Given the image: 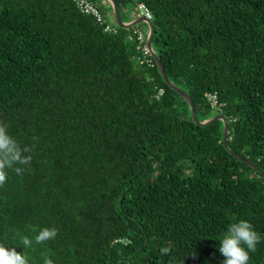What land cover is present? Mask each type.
<instances>
[{
	"label": "trees",
	"instance_id": "1",
	"mask_svg": "<svg viewBox=\"0 0 264 264\" xmlns=\"http://www.w3.org/2000/svg\"><path fill=\"white\" fill-rule=\"evenodd\" d=\"M139 3L197 118L216 92L228 146L262 172L227 151L220 120H191L153 58L136 61L144 22L107 33L71 0H0V121L33 147L0 186V243L30 264H221L229 224L264 237V0ZM45 226L56 238L25 250ZM249 255L264 264V239Z\"/></svg>",
	"mask_w": 264,
	"mask_h": 264
},
{
	"label": "clouds",
	"instance_id": "2",
	"mask_svg": "<svg viewBox=\"0 0 264 264\" xmlns=\"http://www.w3.org/2000/svg\"><path fill=\"white\" fill-rule=\"evenodd\" d=\"M71 1L78 8L75 0H71ZM87 1L91 2L92 0H87ZM103 1H107L109 4V8H110L109 22H107L105 20L102 13L98 9L97 10L101 16L102 22H99L94 15H92L90 13H87V14L94 17L95 21L98 24L103 25V31L104 32L114 33L119 26L117 25V23H115L114 18H113V10L114 9H113L112 1L111 0H103ZM128 1L132 2L134 0H128ZM140 4H142V3H139V5ZM117 5H118V3H117ZM139 5L136 6L137 15L135 17H133L131 21H134L135 19H137L140 16L146 17L140 12V10L138 12V9H139L138 6ZM118 10H119V7H118ZM79 11L82 12L80 9H79ZM119 14H120V11H119ZM147 19L150 20V18H147ZM131 21H124L122 19L123 23H127V22L130 23ZM143 22L147 25L148 31H149V26H148L147 22L146 21H143ZM107 25H109V27L112 30H106ZM133 26H135V25H133ZM132 27H130V28H132ZM146 47H147V45H146ZM147 50H148V48H147ZM148 52H149V50H148ZM138 53L139 52L137 51V54ZM149 54H150V52H149ZM149 56L152 58L151 54ZM141 65H144V64H141ZM218 104H219L218 108L210 106L213 109V113H212L211 117L218 115V114H222L224 116V114L222 112V106L223 105L220 102H218ZM210 118H208V119H210ZM32 150H33V147L28 146V145H25L22 147L18 143L16 138H14L9 133L8 125L5 124L4 122L0 121V186H3L7 180V171H6L7 169L14 170L16 172V174H18V175L23 174V172L25 171V168L21 167V166L30 165L31 160H32V155H30V153L32 152ZM33 230L36 231V229H33ZM57 235H58V231L56 228H54V227L49 228V227L45 226V227H42L38 230V232L34 238H29L27 236L21 237V243L20 244H22L26 250V249L33 247V239L35 241V244H44L45 242H47L49 240L55 239ZM262 239H264V237H262L261 234L255 230L253 224L247 219H239L237 222H233V223L229 224L227 231L224 232L222 234V237L219 239V241H220L219 251H220L221 255L225 258L221 262V264H248L249 259H250L249 253L256 251L257 245L262 241ZM24 252L23 253L18 252L16 250V247L10 248L9 246H6L5 244L0 243V264H30V261H29L28 257L24 254ZM160 252H161V255H167L170 252V248L169 247H162L160 249ZM43 264H55V262L51 258L50 255L44 254Z\"/></svg>",
	"mask_w": 264,
	"mask_h": 264
},
{
	"label": "water",
	"instance_id": "3",
	"mask_svg": "<svg viewBox=\"0 0 264 264\" xmlns=\"http://www.w3.org/2000/svg\"><path fill=\"white\" fill-rule=\"evenodd\" d=\"M112 4H113V18L115 23H117V25L121 28H125L128 29L130 27H132L133 25H136L137 23L146 21L148 26H149V31L147 34V39H146V45L147 48L152 56V58L154 59L156 66L163 78V80L165 81V83L173 90H175L176 92L180 93L181 96L186 100V102L188 103L189 106V110H190V116H191V120L193 122H195L196 124L199 125H208L211 122H213L214 120H221L223 123V131H222V143L224 145V147L227 149V151L232 154L233 156H235L236 158H238L239 160L249 164L252 168L256 169L258 172H262V170L254 163L250 162L249 160H247L246 158L238 155L236 152H234L227 144V133H228V125H227V120L226 118L222 115V114H218L215 116H212L210 119H206L203 121H199L197 119V115H196V111H195V106L194 103L190 97V95L188 93H186L184 90H182L181 88H179L177 85H175L167 76L163 64L161 62V59L159 58V56L156 54V51L153 49L152 47V39H153V35H154V26L151 22V20L147 19L146 17L140 16L137 19H135L134 21H131L130 23H123L122 19L120 17L119 14V10H118V5L116 0H111Z\"/></svg>",
	"mask_w": 264,
	"mask_h": 264
},
{
	"label": "built area",
	"instance_id": "4",
	"mask_svg": "<svg viewBox=\"0 0 264 264\" xmlns=\"http://www.w3.org/2000/svg\"><path fill=\"white\" fill-rule=\"evenodd\" d=\"M78 8L85 13H90L92 15H94L97 20L99 22H102L101 16L97 10L96 7L93 6V4L90 1L87 0H75ZM139 10L140 12L146 16L147 18H150V13L149 10H147V8H145L142 4H140L139 6ZM106 30H112L109 25L106 26ZM114 30V29H113ZM136 49L140 50L139 53L136 56V60L139 62V64H146V65H151L152 61H151V57L149 56V52L147 50L146 45L142 46L139 44L136 45ZM208 95V101L210 102V106L211 107H215L218 108L219 104L217 102V98H216V92H213L212 94L207 93Z\"/></svg>",
	"mask_w": 264,
	"mask_h": 264
},
{
	"label": "rangeland",
	"instance_id": "5",
	"mask_svg": "<svg viewBox=\"0 0 264 264\" xmlns=\"http://www.w3.org/2000/svg\"><path fill=\"white\" fill-rule=\"evenodd\" d=\"M91 3L93 4L94 7H96L98 10H100V12L102 13L105 20L107 22H109L110 8H109L108 2L103 1V0H92ZM136 13H137V11L136 10L134 11V8L132 7L131 2L129 4H126V5H123L120 7V16L123 20L128 21V20L132 19L133 17H135L137 15ZM130 34L132 35V31H130ZM178 94L181 95L180 93H178ZM189 112H190V110H189ZM198 120L202 121L200 119H198Z\"/></svg>",
	"mask_w": 264,
	"mask_h": 264
},
{
	"label": "crops",
	"instance_id": "6",
	"mask_svg": "<svg viewBox=\"0 0 264 264\" xmlns=\"http://www.w3.org/2000/svg\"><path fill=\"white\" fill-rule=\"evenodd\" d=\"M132 19L128 20V21H131ZM212 112H213V109H212Z\"/></svg>",
	"mask_w": 264,
	"mask_h": 264
}]
</instances>
